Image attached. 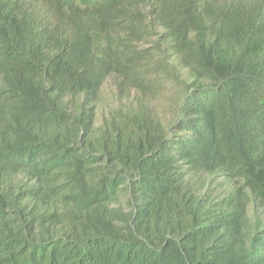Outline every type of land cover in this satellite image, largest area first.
Wrapping results in <instances>:
<instances>
[{
  "label": "trees",
  "instance_id": "16d2710c",
  "mask_svg": "<svg viewBox=\"0 0 264 264\" xmlns=\"http://www.w3.org/2000/svg\"><path fill=\"white\" fill-rule=\"evenodd\" d=\"M263 213L264 0H0V264H264Z\"/></svg>",
  "mask_w": 264,
  "mask_h": 264
},
{
  "label": "rangeland",
  "instance_id": "374dc122",
  "mask_svg": "<svg viewBox=\"0 0 264 264\" xmlns=\"http://www.w3.org/2000/svg\"><path fill=\"white\" fill-rule=\"evenodd\" d=\"M133 98V90L120 91L117 81L114 77L108 79L104 90L103 97L99 104L97 124L100 125L106 116L115 111H126L127 105ZM177 99L176 89L169 88L168 92L154 101L155 109L162 120H168L172 116V105ZM126 196L121 197V203L126 205ZM254 209L253 202L250 204V213ZM264 214V213H263Z\"/></svg>",
  "mask_w": 264,
  "mask_h": 264
}]
</instances>
